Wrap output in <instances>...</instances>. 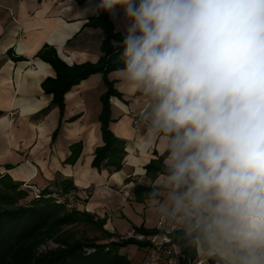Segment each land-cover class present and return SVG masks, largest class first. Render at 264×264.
Returning <instances> with one entry per match:
<instances>
[{"label":"clouds","instance_id":"clouds-1","mask_svg":"<svg viewBox=\"0 0 264 264\" xmlns=\"http://www.w3.org/2000/svg\"><path fill=\"white\" fill-rule=\"evenodd\" d=\"M118 7L120 84L163 155L150 210L213 264H264V0H89Z\"/></svg>","mask_w":264,"mask_h":264},{"label":"crops","instance_id":"crops-1","mask_svg":"<svg viewBox=\"0 0 264 264\" xmlns=\"http://www.w3.org/2000/svg\"><path fill=\"white\" fill-rule=\"evenodd\" d=\"M96 15L89 10V0H0V174L39 188H69L79 209L106 220L124 205L135 204V213L150 211L147 200L138 202L134 194L137 184L151 187L158 178L149 179L145 166L162 155L158 143L144 140L145 104L121 87L118 70L109 74L121 94L110 99L111 129L126 142L127 155L121 170L99 171L92 161L96 148L104 144L99 115L106 88L101 74L89 76L65 95L61 116L42 86L56 73L37 58L49 45L69 65L97 62L103 32L88 25ZM113 22L124 35L126 20L119 7ZM78 142L83 144L79 159L66 163ZM156 222L148 226L143 220L141 225L152 228Z\"/></svg>","mask_w":264,"mask_h":264},{"label":"trees","instance_id":"trees-1","mask_svg":"<svg viewBox=\"0 0 264 264\" xmlns=\"http://www.w3.org/2000/svg\"><path fill=\"white\" fill-rule=\"evenodd\" d=\"M87 0H78L84 3ZM88 25L101 29L103 40L101 56L95 63L85 62L69 65L58 55L57 50L45 45L37 54V58L50 64L55 71L54 77H48L43 83L45 93L53 96L52 104L59 108L61 116L65 110V95L81 81L93 74H101L105 92L101 97L102 110L99 115L104 144L96 148L92 166L99 171H119L123 167L126 152V142L117 137L111 129V97H121L109 79L112 71L119 70L123 65L118 54L122 51L120 42L124 35L116 30L113 14L100 12L89 18ZM59 127L53 134V140ZM83 149L82 142L71 146V155L66 163L74 164L79 159ZM163 155L152 159L146 166V176L155 180L160 172ZM34 185L14 180L8 173L0 174V264H131L121 249L134 244L148 248L150 243L137 239L139 235L156 233L155 227L144 225L134 227V234L129 237H118L108 243H99L97 239H73L67 227L80 223L99 226L109 238H115V233L104 228L106 220L78 207L68 209L64 203H58L54 193L69 196V188L33 189ZM151 187L137 184L134 194L138 202L146 201V194ZM46 195H50L46 197ZM173 242L181 249L182 257L179 264H196L199 258L197 250L187 245L178 231L172 233ZM53 241L54 248L40 250L41 246ZM205 264H213L208 259Z\"/></svg>","mask_w":264,"mask_h":264},{"label":"rangeland","instance_id":"rangeland-1","mask_svg":"<svg viewBox=\"0 0 264 264\" xmlns=\"http://www.w3.org/2000/svg\"><path fill=\"white\" fill-rule=\"evenodd\" d=\"M33 189L35 191L36 186H34ZM136 210L137 208L135 204H130L127 207L124 205L120 210L115 212V214L106 218L107 221L104 228L109 232L115 233V238H109L99 226L94 224L80 223L73 227H67L65 230L73 239L93 238L97 239L99 243H108L109 241L117 240L118 237L132 236L134 231L129 234L125 233L129 230H134V227L141 226L143 220L146 221L148 226L153 225V223L156 222V216L151 210L148 211L150 214H148V212L142 214L140 212L135 213ZM56 246V243L49 241L41 246L40 250L54 248ZM147 252V248H141L134 244H130L121 249V253L127 256L131 264H142Z\"/></svg>","mask_w":264,"mask_h":264},{"label":"built area","instance_id":"built-area-1","mask_svg":"<svg viewBox=\"0 0 264 264\" xmlns=\"http://www.w3.org/2000/svg\"><path fill=\"white\" fill-rule=\"evenodd\" d=\"M35 192H38V188L35 189ZM49 196L46 195V197ZM53 197L58 203H64L68 209L77 207V200L74 194L64 196L54 193ZM155 229L156 233L154 234L137 236L138 239L146 240L150 243L142 264H179V260L182 257L181 249L172 240V233L178 230L163 224L159 219ZM205 262L206 260L199 256L196 264H205Z\"/></svg>","mask_w":264,"mask_h":264}]
</instances>
